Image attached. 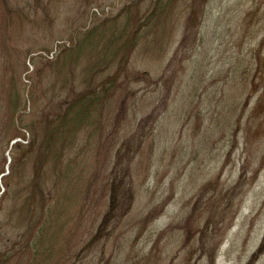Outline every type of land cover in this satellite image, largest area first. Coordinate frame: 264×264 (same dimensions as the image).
Here are the masks:
<instances>
[{
	"label": "rangeland",
	"instance_id": "374dc122",
	"mask_svg": "<svg viewBox=\"0 0 264 264\" xmlns=\"http://www.w3.org/2000/svg\"><path fill=\"white\" fill-rule=\"evenodd\" d=\"M128 1L0 0V174L63 98L60 50ZM137 1L158 8L128 56L143 79L80 124L46 264H264V0Z\"/></svg>",
	"mask_w": 264,
	"mask_h": 264
},
{
	"label": "trees",
	"instance_id": "16d2710c",
	"mask_svg": "<svg viewBox=\"0 0 264 264\" xmlns=\"http://www.w3.org/2000/svg\"><path fill=\"white\" fill-rule=\"evenodd\" d=\"M138 5L139 1L129 0L113 16H104L98 24L78 31L76 42L60 50L64 57L63 66L59 67L63 98L55 111L28 122L30 136L24 144H11L7 172L0 177V264H46L51 258L50 240L69 197L80 124L85 122L90 127L114 93L133 80L143 79L141 73L128 72V56L140 29L157 15L158 8L146 7L139 17L132 14ZM118 21H122L121 25L115 26ZM90 48L96 58L79 72L80 87L67 88L71 78L66 77V70L71 66L76 69L79 55ZM108 187L112 204L109 208L119 201L124 211L127 205L121 201L125 190L120 179L111 180Z\"/></svg>",
	"mask_w": 264,
	"mask_h": 264
}]
</instances>
